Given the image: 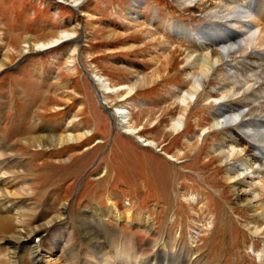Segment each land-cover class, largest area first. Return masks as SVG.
Wrapping results in <instances>:
<instances>
[{
	"label": "rangeland",
	"instance_id": "obj_1",
	"mask_svg": "<svg viewBox=\"0 0 264 264\" xmlns=\"http://www.w3.org/2000/svg\"><path fill=\"white\" fill-rule=\"evenodd\" d=\"M80 4L0 0V145L21 170L17 177L5 173L8 193L26 199L24 209L31 208L37 220L33 225L67 206L65 218L51 231H64V243L73 242L67 249L74 250L67 252L82 263L90 260L82 228L87 222L113 247L128 237L142 252L158 241V233H165L172 244L191 248L195 258L201 256L202 264H264V231L256 232L249 200L241 199L247 188L255 194L253 203L260 201L264 173L234 159L227 163L215 149L224 138L232 142L234 130L243 132L240 121L219 129L220 104L232 105L230 113H248L255 102H262L238 91L239 38L230 41L229 55L183 109L182 92L192 70L187 56L197 44L190 32L197 37L208 32L203 40L218 34L228 38L233 32L220 18L180 8L172 0ZM263 25L261 21L260 29ZM66 33L69 39L51 41ZM40 43L50 46L41 50L36 47ZM218 47L212 44L204 52ZM169 52L172 58L166 61ZM91 73L104 75L112 86L133 84L140 75L153 80L133 93L106 94L104 102L112 109L132 113L125 126L103 106ZM255 113L264 119L261 110ZM178 119L177 129L173 124ZM67 132L72 139L62 146L35 139ZM78 133L85 134L79 138ZM138 137L156 141L158 150L143 146ZM232 166L241 167L245 189L228 177ZM254 182L259 189L250 186ZM15 188L20 194L13 195ZM112 207L132 217L120 212L116 217ZM146 217L151 231L144 225ZM34 240L52 247L46 234ZM1 247L0 256L6 258L9 247ZM67 252L60 246L46 259L60 263ZM21 263L34 264L31 254Z\"/></svg>",
	"mask_w": 264,
	"mask_h": 264
},
{
	"label": "bare ground",
	"instance_id": "obj_2",
	"mask_svg": "<svg viewBox=\"0 0 264 264\" xmlns=\"http://www.w3.org/2000/svg\"><path fill=\"white\" fill-rule=\"evenodd\" d=\"M72 1L75 5H78L84 0ZM172 1L180 8H191L201 14L211 15L213 18H220L219 21L224 25V27H226L225 29L229 28L233 32L228 38L222 34H218L216 37H207L204 40L203 36H209L208 32L202 31L200 34L201 37L194 36L195 31L190 32L191 37L197 44L195 48L196 51L192 50V53L187 56L188 65L192 70L189 71V85L182 92L183 96L181 99L183 102V109L190 107L191 101L198 96L207 83L206 81H208L209 77L213 74V71L222 61L225 60L226 56L229 55L230 48H233L230 41L235 42L236 39L239 38L242 43L240 53L237 51V53L235 52V54H238L241 58L239 62L240 67H238L240 73L238 72L237 76L240 77L242 80L240 81L242 83L239 84L238 91L242 89L244 92L251 93L252 96L261 99L262 102L257 105L255 102V105H253L248 113H245L244 111L239 113H230V111L232 112L234 110L233 106L221 103L219 110L216 113V115L220 117L218 123H220L221 127L219 129L222 130L230 128L237 121H240L241 130H243V132L234 130V140L232 142H228L225 141L224 138L222 142L216 145L215 149L217 152L219 151L224 158H226L227 163L231 159H234V161H239L242 164H251V166L255 167L256 171L264 173V132H262V129L259 127L260 125L261 127H264V119L259 118L261 116H256L255 113L257 110H261V113H264V25L262 29H260L261 21L262 24H264V11L261 10V8L264 7V0H258L257 5L254 4L255 0H244V3H239L237 0H221L218 2H213L212 0ZM262 2L263 4H261ZM259 4L263 6L261 8L257 7ZM76 32L77 31H75V34ZM224 32L225 31H222V33ZM239 33L243 34L240 35ZM70 35L71 34L66 33L62 36L60 35L59 37L54 38L51 41L58 43L62 39H69ZM27 43L29 44L30 42L28 41ZM212 44H216L219 47L212 48V50L204 52V49L210 48ZM48 46L50 45L45 43L36 45V47L41 50ZM162 54H164V52H162ZM171 56V52H169V54L166 55L165 60H170ZM4 64V62H1V65ZM195 67L199 70H195ZM90 77L94 80L95 88L98 83V95L105 108L110 107V105L108 106V104L104 102V98L107 93L113 95L118 94L120 91L130 93L135 89L137 90L142 86L148 85L149 82H153L149 76L140 75L139 80L133 84L128 83L112 86L110 81L102 74L91 73ZM258 93L260 94L259 97ZM211 96H213V94ZM226 108H229V111ZM110 112L120 127L125 126L128 122V115H132V113L118 108L115 110L109 108V113ZM246 116L251 118H245ZM180 125L181 120L179 119L173 124L174 128L176 127L177 129ZM133 128L137 129L134 126ZM84 134L85 133H78L76 135L80 138L81 136H84ZM138 138V141H140L143 146L153 147L158 150L159 146L156 141L146 138L144 139L146 141L145 142L140 137ZM35 139L39 142L50 141L55 146H62L69 143L72 137L70 133L67 132L66 134L51 136H45L44 134L42 137ZM239 146L242 147L241 150L236 149V147ZM0 152V251L2 250L1 245L9 247L6 252V258H4V256H0V264H22L21 260L26 253L31 254L34 264H54L55 259H46L47 253L49 255L48 257H51L55 248L60 246H66V252L74 250L73 247L67 249V245H71L73 242L64 243L63 230H60L58 233L57 230L51 231L53 226L59 224L60 219L65 218L63 215L67 212V206H61L60 210L49 218L48 221H43L41 219L38 223L33 225V220L35 219V216L31 215L33 210L28 207L24 209L23 207V203L26 202V199L24 197L15 198L11 196L8 193L9 189L6 188L8 181L6 180L7 177L5 175L10 174L9 176L17 177V174L21 172V170H17L19 168V163L15 160L12 154L5 151V146L0 145ZM256 162L260 165H255ZM227 174L230 180L234 181V185H236V187L240 189L246 188L243 184L246 180L245 177H243L241 167L232 166V168L228 169ZM262 181H264V178ZM256 184L257 182L250 183V186L259 189V185L255 186ZM262 187L264 188V183H262ZM14 191L13 195L20 194L18 189ZM241 199L249 200L250 211H253L252 220L257 226L256 232L260 233L264 231V194H262L258 203H253L255 201V194L253 191L246 188L241 195ZM112 212L116 217L119 212L120 216L124 218L132 217L130 213H121L119 209L114 207H112ZM144 221V225L150 230L152 228L150 217L144 218ZM82 228L83 233L86 234L87 237L86 245L89 250L86 255L93 263L202 264L203 261L201 256H197L196 258L193 257V251L191 248L185 247L179 243L172 244L171 238H169L165 233L157 234L159 237L158 241L152 243V247L150 248H153V250L148 253L150 248L147 247H143L141 249L142 252H140V249L138 248V252L134 241L128 237L122 238L120 243L123 244V249H121V245L119 246L120 243L115 245V247H113L114 245L110 246L109 238L95 233L94 230H92L91 223L83 222ZM45 234L47 236L48 243L52 246L50 248L41 243H35L34 237L42 238ZM79 252H77V254H79ZM139 253H141V256H139ZM90 260L87 259V262ZM87 262L84 261L82 263L78 256H74L73 254H69L67 252L64 261L60 263L56 261V264H88Z\"/></svg>",
	"mask_w": 264,
	"mask_h": 264
}]
</instances>
